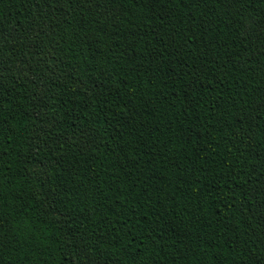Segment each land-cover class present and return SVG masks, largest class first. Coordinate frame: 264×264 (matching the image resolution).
I'll use <instances>...</instances> for the list:
<instances>
[{"label": "trees", "instance_id": "trees-1", "mask_svg": "<svg viewBox=\"0 0 264 264\" xmlns=\"http://www.w3.org/2000/svg\"><path fill=\"white\" fill-rule=\"evenodd\" d=\"M0 264H264V0H0Z\"/></svg>", "mask_w": 264, "mask_h": 264}]
</instances>
